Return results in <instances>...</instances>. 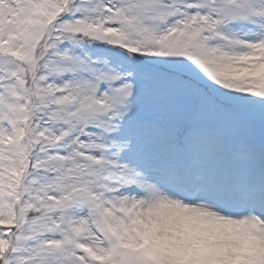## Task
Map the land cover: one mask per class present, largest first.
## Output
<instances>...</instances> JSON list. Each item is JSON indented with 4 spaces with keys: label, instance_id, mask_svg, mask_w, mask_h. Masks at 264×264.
<instances>
[{
    "label": "snow or ice",
    "instance_id": "obj_1",
    "mask_svg": "<svg viewBox=\"0 0 264 264\" xmlns=\"http://www.w3.org/2000/svg\"><path fill=\"white\" fill-rule=\"evenodd\" d=\"M0 264H264V0H0Z\"/></svg>",
    "mask_w": 264,
    "mask_h": 264
}]
</instances>
